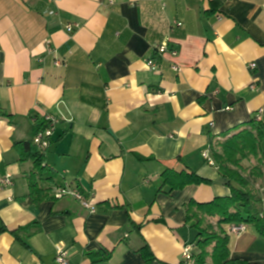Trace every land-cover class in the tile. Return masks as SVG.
<instances>
[{"label":"crops","instance_id":"1","mask_svg":"<svg viewBox=\"0 0 264 264\" xmlns=\"http://www.w3.org/2000/svg\"><path fill=\"white\" fill-rule=\"evenodd\" d=\"M163 42L177 55L159 54ZM47 116L56 177L35 203L15 144ZM253 118L264 126V0H0V179L12 180L0 186V264H57L60 249L70 264L98 250L111 253L98 264H145L144 244L154 264H190L187 205L231 193L203 156L210 136ZM166 169L211 183L160 191ZM65 186L95 212L59 196ZM230 228L231 259L264 264L256 228Z\"/></svg>","mask_w":264,"mask_h":264},{"label":"trees","instance_id":"2","mask_svg":"<svg viewBox=\"0 0 264 264\" xmlns=\"http://www.w3.org/2000/svg\"><path fill=\"white\" fill-rule=\"evenodd\" d=\"M46 121L36 124L33 136L47 129ZM210 136L212 159L219 174L227 180L230 195L215 197L208 202L191 201L186 207V219L193 221L196 230L195 247L192 254L194 264H248L232 260L230 257L227 226L245 223L253 225L264 238V219L262 216V192L258 187L264 178V126L253 118L251 121L236 126L225 132L217 140ZM20 153V161H30L33 172L29 176V199L39 203L51 198L50 190L39 187V181H54L55 172L46 166L47 148H42L33 141L15 144ZM248 165H245V163ZM211 180L203 178L191 171L166 169L162 173L160 191L180 190L188 185L210 184ZM57 189V194H58ZM3 230V229H2ZM15 235V231L13 232ZM145 264H154L156 257L151 248L144 244L139 250ZM91 264L110 260L111 253L102 250L86 254Z\"/></svg>","mask_w":264,"mask_h":264},{"label":"built area","instance_id":"3","mask_svg":"<svg viewBox=\"0 0 264 264\" xmlns=\"http://www.w3.org/2000/svg\"><path fill=\"white\" fill-rule=\"evenodd\" d=\"M49 1L58 2V1H61V0H49ZM160 1H162L164 4L166 2V0H160ZM110 2L113 3L114 0H110ZM76 27H78L77 24H68L67 25V30H68V32H72ZM168 51H170V53L173 56L177 55V51L175 49L169 50V46H168L167 42H163L158 47V53L159 54H165ZM147 64L152 70H156L157 69L156 63H155V61L153 59H148ZM250 66L252 68H254L255 64H251ZM173 69L175 71H179V68L177 66H173ZM252 88H254V86H252ZM262 113H263V109H260L259 112H258L257 119H259V120L261 119ZM46 122L48 124L47 129H45L42 132H39L34 138V142L36 144H38L40 147H42V148H47L50 145L51 140H52V135H53L55 126L58 123V120H56V119H54V118H52L50 116H47L46 117ZM203 156L207 159L209 164H212V165L214 164V161H213L212 157L207 152H205L203 154ZM11 183H12V180H11L10 177H6V178L0 179V186L11 184ZM58 195L59 196H66V195L73 196L74 198H76L81 203V205L84 208L90 210L91 212H95V210H96V208L79 191H77L76 189L71 188L70 186L60 187L59 190H58ZM245 229H246V224L245 223L234 224L230 228L231 232H234V233L243 232ZM183 257L190 264H194V261H193V258H192V254H191V248L189 246H186L184 248ZM56 263L57 264H70L65 251H63L61 249L58 251V255H57V258H56Z\"/></svg>","mask_w":264,"mask_h":264},{"label":"rangeland","instance_id":"4","mask_svg":"<svg viewBox=\"0 0 264 264\" xmlns=\"http://www.w3.org/2000/svg\"><path fill=\"white\" fill-rule=\"evenodd\" d=\"M245 165H248V163L246 162ZM195 235H196V232H194L193 238H194ZM193 238H192V239H193Z\"/></svg>","mask_w":264,"mask_h":264}]
</instances>
